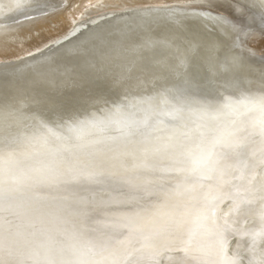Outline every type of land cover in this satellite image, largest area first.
<instances>
[{"label": "bare ground", "instance_id": "bare-ground-1", "mask_svg": "<svg viewBox=\"0 0 264 264\" xmlns=\"http://www.w3.org/2000/svg\"><path fill=\"white\" fill-rule=\"evenodd\" d=\"M63 1L0 0V25L13 16ZM87 1V6L102 8L104 12L83 20L84 11L78 8L75 10L71 6L73 9L66 12V19L69 21L64 34L16 57L0 59V64H14L1 66L0 72L16 67L24 70L22 60L29 56L31 59L34 55L40 56L45 50L48 52L52 45L72 35L77 28L87 26L91 21L104 20L106 24L94 30V35L98 36L82 43L75 52L85 55L88 48L94 47L93 44H97L95 47L102 46V39L115 36L120 38L115 46L119 48L118 52L113 56L109 53L103 55L101 58L105 59L101 60L99 67L87 66L92 70V82L87 78H73L65 74L59 81L60 86L56 81H51L49 87L54 89L59 86L60 90L63 87L64 91L76 90L83 94L91 87L95 88L93 90L101 89L103 84L110 89L125 90L122 97L127 98L129 105L136 100H141V104L135 114H128L122 105L114 102L112 104L115 107H109L110 104L105 103L107 98H98L93 101L96 109L101 105L105 110L102 108L103 111L100 109L79 117L78 124L59 131L46 128L38 117L30 115L32 117L26 124L35 125L34 129L37 130L32 134L30 132V136H23L21 142L16 138L11 143L14 150L12 152L18 149L20 152L17 153L23 156L41 154L39 161L51 163L50 166L64 174L66 181L54 188L41 186L33 191L17 190L8 203L19 213L18 222L26 232L71 230L75 225L97 241L116 240L122 239L126 232L113 221L139 210L132 200L133 193L127 181L135 178L137 172L141 173V181L151 180L153 184L149 192L139 193L141 199L138 202L154 203L160 194L157 185L166 186L175 179L172 173H144L142 165L145 156L147 155L149 166L166 168L169 166L170 152H157L155 149L170 135L174 137L172 143H183L185 148L192 147L194 141L187 140L181 133L191 130L194 138L198 135L194 131L195 125L191 116L185 113L180 121L172 120L168 111L181 105L215 108L225 97H238L242 90L250 93L264 91V59L256 60L264 55L249 43L243 44L240 41V36H255L256 30L244 28L235 20L224 17L221 12L209 9L213 3L225 5L229 1L238 10H242L241 6L245 5L264 15V0ZM106 6L111 9L105 8ZM84 7L86 6L82 8ZM11 30L14 31L15 26H0V39ZM107 42L110 44L111 41ZM29 97V92L16 94L14 98L18 99L9 104L19 107L20 102L26 99L31 104ZM2 111L0 145L6 143L8 129L14 133L20 126L9 113ZM258 115V112H254L249 118ZM142 119L143 122H140ZM229 119L230 117L222 116L218 123L226 125ZM105 121L114 124L112 127L131 124L113 143L112 148L107 146V136L98 131L97 126ZM146 122L147 126H144ZM211 126L217 125L213 123ZM112 127L107 128L109 132ZM24 131L32 130L29 128ZM259 139L258 135H252L235 151L228 150L223 161L226 174L222 178L202 181L205 188L198 195H208L215 199L216 215L221 225L227 219L238 229L251 230L258 227V212L261 207L259 193L253 196L246 194L244 190L249 187V182L256 187L264 180V166L257 163ZM65 158L70 161H90L94 167L87 170L100 171L103 175L92 182L73 181L67 165L61 162ZM237 199L244 200L239 210L235 209L234 204ZM248 200L251 202H247ZM249 244V240L239 239L238 234L231 229L224 230L218 238V246L229 257L240 254L246 258ZM169 255L173 257V261L168 259ZM181 258L182 254L179 253H164L156 257V261L157 264H178Z\"/></svg>", "mask_w": 264, "mask_h": 264}, {"label": "snow or ice", "instance_id": "snow-or-ice-1", "mask_svg": "<svg viewBox=\"0 0 264 264\" xmlns=\"http://www.w3.org/2000/svg\"><path fill=\"white\" fill-rule=\"evenodd\" d=\"M254 112L259 115L249 118ZM185 113L193 118L198 135L194 138L191 130L181 135L194 144L185 148L183 143H172L174 137L170 135L155 149L170 152L169 166L163 169L149 166L145 156L144 173H172L175 179L166 186L157 185L160 194L154 203L138 202L139 193L149 192L151 180L141 181V173L137 172L135 178L127 181L139 210L113 221L125 229L122 239L97 241L75 225L71 230H23L18 222L19 213L8 203L17 191L10 184H22L33 191L41 186L54 188L64 183L66 177L50 165L33 167L12 152L0 154V264H157L156 257L164 253L182 254L178 264H264V180L256 187L249 182L244 190L248 195L259 193L261 202L258 227L251 230L238 229L227 219L221 225L215 199L198 195L205 188L203 180L226 174L223 161L227 151H235L252 135L260 138L257 163L264 166V91L242 90L238 97H225L215 108L174 106L168 116L180 121ZM222 116L230 117L226 125L218 123ZM213 123L217 126L212 127ZM24 159L30 157L25 155ZM61 162L67 165L73 181L92 182L103 175L87 170L94 167L90 161L65 158ZM243 202L235 200V209L239 210ZM227 229L235 231L239 239L250 241L246 258L240 254L229 257L218 246V238ZM168 259L173 261L171 255Z\"/></svg>", "mask_w": 264, "mask_h": 264}, {"label": "water", "instance_id": "water-1", "mask_svg": "<svg viewBox=\"0 0 264 264\" xmlns=\"http://www.w3.org/2000/svg\"><path fill=\"white\" fill-rule=\"evenodd\" d=\"M228 2L229 1H227L225 5L221 3H219V5H215L213 3L214 5L211 4L209 9L211 8L221 11L223 14L228 16V18L235 20V22L240 24L242 27L254 30L257 29L259 32L264 34L263 14L254 9L247 8L245 5L241 6L242 10H238L236 6H233ZM63 6L64 1L54 5L50 4L43 9L37 8L31 12L20 14L15 17L13 16L11 19L7 20L6 23L1 24L0 26H15V28H22L31 21H41L44 16L61 9ZM104 24H106L104 20L100 22L91 21L89 24H87V26L77 28L72 35H68L66 38L58 41L56 45L54 44L48 48L50 49L48 52H45V50L44 54L42 52V55L40 54V56L34 55L32 59L29 56L25 59L28 61L22 60V62H24L22 64L25 66L23 68L24 70H20V68L16 67L14 69H7L4 72H0V112H3L2 110H4L5 113H9L8 115L12 116V118L16 120L17 125H20L18 126V129H15L16 131L14 133H12V130H7L9 135L6 136V143L4 145H0V154H6L14 151L11 148V143L15 141L16 138L20 139L19 141L21 142V138H23V136H30V132L32 134V132L37 130L34 129L35 125L26 124L29 118L33 115L38 117L46 128L59 131L65 128H72L74 124H78L79 117L87 116L100 109L102 110V108H104L103 106L100 105L96 109V104L93 102L98 98H107L105 103L110 104L109 107H115V105L112 104L115 102L114 104L122 105L128 114L136 113V109L138 106H140L141 100H136L135 103L132 102V104L129 105L127 98L122 97V94L125 91L122 89H110L109 87H106L102 84L101 89L93 90L95 88L91 87L89 90L87 89V92L80 94L79 92L82 91H64L62 90L63 87L61 90L59 88L61 85L59 81L64 78L65 74L73 76V78L80 76V78L83 77L91 80L92 78L90 71L92 70L87 66L95 65L96 67L97 65V67H99L101 60L105 59L101 58L103 55L109 53L111 56H113L118 52L119 48L115 46L117 45L120 38L117 36L102 39L100 41L102 42L101 44H103L102 46L95 47L97 44H93L94 47L88 48L85 55L83 53L75 52L82 43L92 39L94 36H98V34L94 35L96 34L94 30L99 29ZM262 27L263 30H260ZM12 31L13 30H11L9 33H12ZM107 41H111L110 44ZM240 41L243 42V44L244 42L250 43L248 36H240ZM261 59H264V56L261 58H256V60ZM30 62L34 63L30 64ZM9 65L14 64L13 62H11V64H0V67H7ZM51 81H56L59 86L57 85L58 87L52 89L49 87V82ZM92 81L93 80H91V82ZM24 92L30 93L29 98L32 100L31 104L29 99L21 101L19 107H13L12 104H9L18 99L14 98L16 94H21ZM23 95L21 97H23ZM45 100L47 101L45 102ZM103 110H105V108ZM140 122H143V119ZM25 125L27 126L25 127ZM130 125L131 124H122L118 127H112L114 124L105 121L97 127L99 128L98 131H100L102 135L104 134L107 136V146L112 148L114 147L113 143L120 137L124 130L128 129ZM110 127H112V129L109 132L107 128ZM29 128L32 131H24L25 129ZM17 152L20 151L17 149L12 153H14L17 158L23 160L24 164H30L33 167L51 165V163L47 164L48 162L45 163L39 161L41 154L35 153L34 155H28L30 159H24L25 156ZM11 186L17 190H27L22 184H11Z\"/></svg>", "mask_w": 264, "mask_h": 264}, {"label": "rangeland", "instance_id": "rangeland-1", "mask_svg": "<svg viewBox=\"0 0 264 264\" xmlns=\"http://www.w3.org/2000/svg\"><path fill=\"white\" fill-rule=\"evenodd\" d=\"M86 1L87 0H64V6L61 9L56 10L50 14H47L46 16H44V18L41 19V21L40 20L31 21L30 22L31 24L29 23L27 25H24L22 28H19V29L15 28L14 32L12 31V33H7V34H4L3 36H1L2 38L0 39V48H1V51H3V52L0 51V55H1L0 59H5V58L10 59L12 57H16L17 55L24 53L27 50L34 49L33 47L38 48L40 45L48 42L52 38L55 39V37L57 38L61 34H64L67 30L68 21H69L66 19V12L68 9L72 8L73 6H74L75 10L78 8V9H82V11H84L83 12L84 14L82 17L83 20L91 18L93 15L100 14V13L104 12V10L102 8L95 9L94 6H90V5L87 6V3L89 1H87V2ZM138 1H140V0H138ZM104 2H106V1H104ZM123 2L126 3V1H123ZM103 4H105V3H103ZM133 4H134V2H133ZM83 6H86V7L82 8ZM109 7L110 6H106L105 8L108 9ZM202 8H206V7H202ZM109 9H111V8H109ZM198 9H200V7ZM200 10H202V9H200ZM211 11L221 12V11H217L215 9H212ZM221 14H223V13L221 12ZM223 16L228 18V16H226L225 14H223ZM19 31L22 33V36H21V33ZM28 32H30V33H28ZM26 33H27V35H26ZM260 33L261 32H259V30L256 29L255 34H254L255 36L252 35L253 38L249 37V42L252 41V43H249V44L252 47H254L257 52L264 55V34H262V33L260 34ZM3 38H7V39L4 40ZM259 41H260V43H259Z\"/></svg>", "mask_w": 264, "mask_h": 264}]
</instances>
